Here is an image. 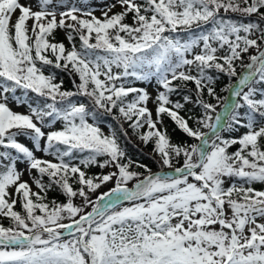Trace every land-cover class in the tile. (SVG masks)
I'll return each mask as SVG.
<instances>
[{"label":"snow or ice","instance_id":"1","mask_svg":"<svg viewBox=\"0 0 264 264\" xmlns=\"http://www.w3.org/2000/svg\"><path fill=\"white\" fill-rule=\"evenodd\" d=\"M164 116L193 142L174 143ZM128 129L159 170L128 157ZM255 183L264 0H0V264H264Z\"/></svg>","mask_w":264,"mask_h":264},{"label":"trees","instance_id":"2","mask_svg":"<svg viewBox=\"0 0 264 264\" xmlns=\"http://www.w3.org/2000/svg\"><path fill=\"white\" fill-rule=\"evenodd\" d=\"M255 19V18H253ZM56 39L57 41H63L66 46H68V42H66L61 36L60 34L57 32L56 33ZM79 45V42L77 40V46ZM49 71H55V74L57 76V80H63V88L66 90H73V85H72V77L68 76L65 72L61 71V70H55V69H45V72L47 74V72ZM77 83H78V79H77ZM228 83V78L227 77H221L219 79V81L217 82L216 88H217V92L221 95V88ZM189 87H194V85L189 84ZM17 95H19V93H17ZM180 97L177 95H173L172 99L176 100L179 99ZM82 102H86L84 100H82ZM192 108V105H188L186 106V109L184 112H182V115H186L188 114V110ZM198 111V109H197ZM166 119V128L168 130V133L172 139V141L174 143H183V142H188V143H192L193 141H191L189 138H187L178 128H176V126L174 125V123L167 117L164 116ZM103 125H111L112 127H117L116 123L114 121L111 120V118H107L105 119V121L103 123H101ZM125 128H128V125L125 124L124 125ZM241 131H244L243 129H241ZM119 142L121 144V146L124 148V150L126 151L128 157H131L132 160L137 161L139 163H143V164H147L152 170L156 169L159 170V166L154 162V160L152 159V148L153 145L151 143H149L147 146H145L141 141H139V139L137 138V136L132 132L131 129H128V134L127 137H125L123 134H119ZM239 147L238 145L233 146L229 149V152H234L236 150V148ZM139 170V169H138ZM102 170L99 169L98 167H92L90 169L89 174H95V173H99ZM105 172V169L103 170ZM142 171V170H141ZM257 190H261L264 189V184H260V183H255L253 185ZM53 199H56L58 202H64L65 198L63 197V195H61L58 191H50L47 195V200L51 201ZM16 210L21 211L20 206L17 205L16 206ZM0 223H3L4 226H8L9 221L7 219L4 220H0Z\"/></svg>","mask_w":264,"mask_h":264},{"label":"rangeland","instance_id":"3","mask_svg":"<svg viewBox=\"0 0 264 264\" xmlns=\"http://www.w3.org/2000/svg\"><path fill=\"white\" fill-rule=\"evenodd\" d=\"M22 2H23V0H22ZM93 3L99 5V4H100V0H93ZM114 11H119V8L114 9ZM100 14H101V13H100L99 11L96 12V15H97V16H99ZM29 23H31V22H29ZM57 32H58V33L60 34V36L65 40V34H64V32H63V31H60V30H57ZM65 41H66V40H65ZM66 42H67V41H66ZM57 81H58V80H57ZM152 83H153V85H154V81H153ZM135 84H136V86H138V87H147V90L149 91V93H152L153 95H155V89H154V86H149V85H148V82H139V81H137V82H135ZM222 88H223V87H222ZM222 88H221V89H222ZM225 94H226V93H224V92L221 93V95H225ZM9 106H10L14 111H18V112H21V113H26V112L28 111V108H27L26 106H18V105H16L15 103H12V102H10ZM149 108L152 109V111H153V118L155 119V106H154L151 102H149ZM55 127L59 128L60 125L57 124ZM158 127H161V125H158ZM162 127L166 128V119H165V117H163V126H162ZM101 128H102V130L105 132V134H107V133L109 132V127H108V126L101 124ZM48 130H49V129H47V128L45 129V131H48ZM18 139H19L20 142L24 143V144H25L26 146H28L30 149L33 147L32 142H31L28 138L21 136V137H18ZM36 155H37L38 157H41V156H42V157L47 158V159H52V157H50V156H46L45 154H43L42 152H39V151L36 152ZM24 167H25V165H24L23 163L18 164V168H19V169L23 170ZM110 170H111V169H105V172L110 171ZM155 171H157V170L154 169L153 172H155ZM32 174L35 175V172L33 171ZM22 178H23L24 180H28V181L31 183L30 178H29V174H28L27 172H24V175H23ZM32 187H33V191H36V190H37V189L35 188V185H32ZM111 187H113V183H108V184L102 186V187H101V188H100V189L94 194V197L97 196V195H99V194L102 193V192L107 191V190L110 189ZM129 187H131V183L129 184ZM94 197H93V198H94ZM75 203H76V204H80V200L77 199V200L75 201ZM86 210H88V209H86Z\"/></svg>","mask_w":264,"mask_h":264}]
</instances>
